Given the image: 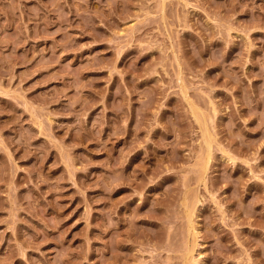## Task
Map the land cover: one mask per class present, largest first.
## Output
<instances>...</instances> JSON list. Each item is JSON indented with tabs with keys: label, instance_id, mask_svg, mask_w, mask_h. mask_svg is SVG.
<instances>
[{
	"label": "rangeland",
	"instance_id": "1",
	"mask_svg": "<svg viewBox=\"0 0 264 264\" xmlns=\"http://www.w3.org/2000/svg\"><path fill=\"white\" fill-rule=\"evenodd\" d=\"M0 264H264V0H0Z\"/></svg>",
	"mask_w": 264,
	"mask_h": 264
}]
</instances>
